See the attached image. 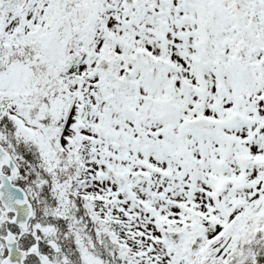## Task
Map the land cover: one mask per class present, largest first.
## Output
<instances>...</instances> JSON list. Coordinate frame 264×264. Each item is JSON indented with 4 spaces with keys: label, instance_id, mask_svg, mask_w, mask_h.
<instances>
[{
    "label": "snow or ice",
    "instance_id": "obj_1",
    "mask_svg": "<svg viewBox=\"0 0 264 264\" xmlns=\"http://www.w3.org/2000/svg\"><path fill=\"white\" fill-rule=\"evenodd\" d=\"M0 264H264V0H0Z\"/></svg>",
    "mask_w": 264,
    "mask_h": 264
}]
</instances>
